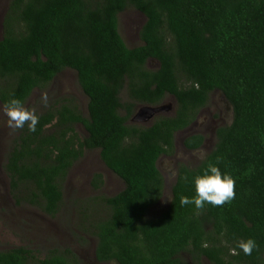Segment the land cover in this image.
I'll list each match as a JSON object with an SVG mask.
<instances>
[{
  "label": "trees",
  "instance_id": "1",
  "mask_svg": "<svg viewBox=\"0 0 264 264\" xmlns=\"http://www.w3.org/2000/svg\"><path fill=\"white\" fill-rule=\"evenodd\" d=\"M129 8L146 16L143 43L135 47L119 31V15ZM66 69L77 73L87 114L63 98L37 114L35 132L20 129L5 164L17 202L55 216L69 171L98 148L125 184L101 197L106 214L91 222L98 261L264 264V0H12L0 39V102L14 95L25 104ZM215 91L230 105L232 121L216 130L214 148L196 166H178L172 197L154 214L165 187L158 160L174 153L176 133ZM168 95L175 99L172 116L134 123L139 106H159ZM204 140L192 134L184 143L196 150ZM209 162L234 177L235 198L223 206H181ZM103 183L95 173L93 187ZM247 238L257 242L251 255L237 248ZM0 264L82 261L68 248L36 259L20 246L0 250Z\"/></svg>",
  "mask_w": 264,
  "mask_h": 264
},
{
  "label": "rangeland",
  "instance_id": "2",
  "mask_svg": "<svg viewBox=\"0 0 264 264\" xmlns=\"http://www.w3.org/2000/svg\"><path fill=\"white\" fill-rule=\"evenodd\" d=\"M11 1L0 0V39L3 37V22ZM145 22V15L134 8L126 9L119 15V31L129 47L143 43L140 32ZM148 66L156 69L158 62L151 59ZM42 94L48 97L47 106L41 100ZM123 96L125 97V94ZM69 97L87 114L88 98L78 83L76 71L72 69L59 73L45 88L35 89L25 106L34 108L39 114L47 111L57 101L62 102L63 98ZM165 105L170 107L168 111H158L148 122L134 120V123L150 126L162 115L172 116V105L175 106L173 96L166 97L162 107ZM145 107L147 104L139 106L136 114ZM225 108H228V111ZM231 121L230 105L219 91L213 92L195 121L187 129L176 133L174 153L160 157L158 166L165 179V195L163 201L152 208L151 212L160 213L168 205L178 166L181 163L189 167L196 166L214 148L216 130ZM77 128L80 134H86L82 125H77ZM19 132L20 129L14 130L7 126V117L0 103V250L23 246L31 250L34 258L43 259L54 249L68 248L77 253L82 264H117L114 261L97 260V237L92 233L91 222L106 214L107 208L101 197L122 191L125 188L123 180L105 165L98 148L90 149L73 165L65 178L64 198L55 216L25 200L17 202L5 164ZM192 134L204 135V144L200 149L193 150L185 146V138ZM95 173L103 175L104 183L100 188L93 187ZM185 256L189 260V255ZM202 263L211 264L206 259Z\"/></svg>",
  "mask_w": 264,
  "mask_h": 264
},
{
  "label": "clouds",
  "instance_id": "3",
  "mask_svg": "<svg viewBox=\"0 0 264 264\" xmlns=\"http://www.w3.org/2000/svg\"><path fill=\"white\" fill-rule=\"evenodd\" d=\"M41 100L44 105L47 106L48 97L46 94H42ZM172 106L174 111L176 106ZM166 107L169 106L165 105L162 107V110L168 111L166 110ZM3 112L7 117V126L10 129H23L25 125H27L28 131H36V126L39 122V116L37 115L36 110L34 108L26 107L24 102L16 98L14 95L3 105ZM193 184L195 195L192 198L181 196V206L193 204L196 209L204 208L205 204L223 206L226 203H230L236 196V181L234 177L228 172H221L220 168L212 162L207 164L206 168L202 171V174H198L193 178ZM237 248L241 250L244 255H251L253 250L257 248V242L253 238L241 239L237 242ZM232 252L235 254V249Z\"/></svg>",
  "mask_w": 264,
  "mask_h": 264
},
{
  "label": "water",
  "instance_id": "4",
  "mask_svg": "<svg viewBox=\"0 0 264 264\" xmlns=\"http://www.w3.org/2000/svg\"><path fill=\"white\" fill-rule=\"evenodd\" d=\"M160 110H162L161 106H155V107L150 106V107L141 108L139 113H137L133 117V119L136 121L148 122ZM144 113H145V115H144Z\"/></svg>",
  "mask_w": 264,
  "mask_h": 264
},
{
  "label": "flooded vegetation",
  "instance_id": "5",
  "mask_svg": "<svg viewBox=\"0 0 264 264\" xmlns=\"http://www.w3.org/2000/svg\"><path fill=\"white\" fill-rule=\"evenodd\" d=\"M168 109H170V107H166V110H168ZM225 110L228 111V108H225ZM150 120H151V119H150ZM150 120H149V121H150ZM192 123H193V122H192ZM192 123H191V124H192ZM189 126H190V125H189ZM189 126H188V127H189ZM188 127H186V129H187ZM178 132H179V131H178ZM199 149H200V148H199Z\"/></svg>",
  "mask_w": 264,
  "mask_h": 264
}]
</instances>
